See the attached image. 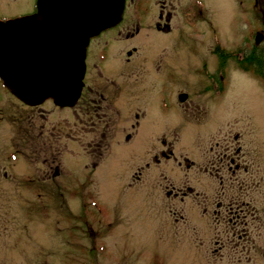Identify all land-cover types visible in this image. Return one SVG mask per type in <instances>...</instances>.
Returning a JSON list of instances; mask_svg holds the SVG:
<instances>
[{
    "label": "rangeland",
    "instance_id": "obj_1",
    "mask_svg": "<svg viewBox=\"0 0 264 264\" xmlns=\"http://www.w3.org/2000/svg\"><path fill=\"white\" fill-rule=\"evenodd\" d=\"M14 1L0 0V17L26 9ZM201 2L200 47L185 28L167 35L142 29L139 37L130 29L133 37L112 38L114 60L125 63L133 46L136 53L116 77L130 84L117 98L123 107L112 115L102 157L86 133L83 99L70 109L49 99L25 109L0 81V264H264V78L239 61L259 17L250 0ZM183 23L180 17L177 25ZM215 41L216 98L210 99L197 85V65L203 56V74L213 72ZM154 56V63L162 61L150 70ZM135 58L140 69L132 71ZM181 91L189 92L187 101L204 99L203 124L173 105L171 96ZM134 113L137 128L130 125ZM162 135L177 157L153 162ZM230 151L247 172L233 174L222 164L213 177L196 171L202 157ZM181 156L195 166L188 169ZM172 187L191 191L181 200L166 195ZM236 205L246 214L245 240L234 225Z\"/></svg>",
    "mask_w": 264,
    "mask_h": 264
},
{
    "label": "flooded vegetation",
    "instance_id": "obj_2",
    "mask_svg": "<svg viewBox=\"0 0 264 264\" xmlns=\"http://www.w3.org/2000/svg\"><path fill=\"white\" fill-rule=\"evenodd\" d=\"M37 1L38 0H15V4L25 3L26 9L23 11L16 12L14 14L3 15V17H0V19L6 20L17 17L33 16L38 12ZM250 8V11L252 13H255V17L257 15L259 17V20L257 19L254 24V29H252L253 44L252 46H250L247 53H243L246 54V56H244V59L239 61L247 60V56L252 50L259 49L262 53V69L264 73V0H250ZM180 17L184 22L183 26L177 25V21ZM31 22H34V20H31ZM40 27L41 26L36 27L29 25L26 27V30L34 32V30L38 28L40 32ZM173 28H185V33L187 35H191L194 39L198 41L199 44H197V47L202 46L201 40H203V37L201 36H203L204 34V19L201 0H185L184 2L183 0H125L124 10L118 22L113 26L102 30L101 32L89 39L85 50V72L82 86V91L84 90V94L83 92H81L80 97L77 99L73 106L61 108H74L75 105L81 99H83L85 114L89 120L87 123L88 129L86 130V133L91 136L90 144L93 143L94 145H96V149H98L99 151L98 157H102V153L99 146H102L104 143H106L107 131L110 125L112 124V115L121 114L120 110L123 106H119L118 104L117 98L118 96H121L119 95V93L124 87H126V85L130 84V82L126 83L125 81H118L116 77H119L120 72H123L127 68L126 66L129 65L128 63H130L134 58L133 54L136 53V47L133 46L126 51L127 57L125 58V63H120L117 60H114L115 49H110V42L114 41L112 40V38L115 35H123L122 38L133 37L134 33H132L130 29H134L137 35L136 37H139L142 29H145L149 32H155L161 35H167L172 32ZM32 37H34V35ZM40 37L38 39H40ZM162 48H164V50ZM160 49L165 53L168 50L166 46H163ZM212 49H214V61L212 60L213 72L210 74H203L205 67H207V63L203 56L198 58L200 62L197 65V67L200 68L199 70L201 71V78L197 82V85L199 84V87H202L203 91H209L210 93H212V95L209 96L210 99L216 98V41ZM199 54H203V52L201 51ZM154 60L155 56L150 62V70H153L154 66L158 67L162 61L161 58H158L154 63ZM107 61L109 62L106 66L104 65V63H106ZM140 62L141 60H139L138 62V59L135 58L136 64H133L131 66V70L136 71L137 68L140 69ZM217 70L218 72H221V67H218ZM107 74H110L109 78ZM169 74L171 73L167 72V74H164L165 84L170 83ZM135 77L136 76H131L128 78H132L133 80L135 79ZM221 79H224L223 76H221ZM0 81L3 84L2 77H0ZM5 88L8 89L6 86ZM165 90V87H162V85H160V93L164 94ZM169 91L170 94H172V90L169 89ZM186 92L181 91L175 96H171L173 105L182 111V114L186 120L188 119V116H192L193 119L196 118L198 121H201V123H196L198 125H201L203 124V117L207 115L205 109L208 106L204 105L203 98L197 99L196 101H187V94L189 92ZM182 95H184L185 97L182 98ZM49 100H51L53 104L60 108V106L54 103L52 99ZM125 100H128V98H125ZM21 103L26 106L25 109L35 107L39 108V106H29L23 103L22 101ZM160 106L162 108H165L167 106V102L165 101V99H161ZM134 117L135 120L130 125L131 127L137 128L139 126V114L134 113ZM192 118L190 120L191 122ZM124 129L121 128V130ZM130 136L131 133H128L127 136H125V139L129 140L131 138ZM159 137H156L155 141H157L162 146V148L157 149L156 152L151 154L150 157H152L153 162H160L163 158L167 161H169L168 159L170 158L175 159L177 156L173 155L168 146L166 147V145H169L166 136L162 135L160 138ZM214 156L215 155L209 157H202L203 161L196 166L194 164V160H192L189 156L181 157H183V160L186 163V167L188 169L192 165H194L196 171L201 172L202 175H205V172L209 173V175L213 177L216 172V166H221V164L227 169V171L233 174L247 172L246 167L243 166L242 163H240V161L238 160L239 157H237V154H234V151L229 152V157H227V154H223V157ZM55 172H57V168L55 169ZM1 174L6 177L8 176V173L5 170L4 172H1ZM189 191H191L190 187H185L184 190H174V187H172L170 190L166 191V195L168 197H179L181 200H183L188 195ZM198 205L200 206L201 203H198ZM229 206H232L231 203ZM199 209L206 210L205 207H200ZM234 210V225L238 224V226H240V229L237 230L243 235L240 234L239 236L244 237L247 234V230H245L244 228L248 226V222L245 217L246 214L240 213L243 212L244 209L240 208L237 205ZM248 214H250V212ZM243 240H245V237L243 238Z\"/></svg>",
    "mask_w": 264,
    "mask_h": 264
},
{
    "label": "water",
    "instance_id": "obj_3",
    "mask_svg": "<svg viewBox=\"0 0 264 264\" xmlns=\"http://www.w3.org/2000/svg\"><path fill=\"white\" fill-rule=\"evenodd\" d=\"M124 1L38 0L35 15L0 19L4 85L29 106L47 99L60 107L74 105L83 86L88 41L118 22ZM33 18L40 19L39 42L25 28Z\"/></svg>",
    "mask_w": 264,
    "mask_h": 264
},
{
    "label": "trees",
    "instance_id": "obj_4",
    "mask_svg": "<svg viewBox=\"0 0 264 264\" xmlns=\"http://www.w3.org/2000/svg\"><path fill=\"white\" fill-rule=\"evenodd\" d=\"M253 51V52H252ZM247 56V64L240 66L242 69L247 71H253L259 77L264 78V73L262 69V53L259 49L252 50Z\"/></svg>",
    "mask_w": 264,
    "mask_h": 264
},
{
    "label": "bare ground",
    "instance_id": "obj_5",
    "mask_svg": "<svg viewBox=\"0 0 264 264\" xmlns=\"http://www.w3.org/2000/svg\"><path fill=\"white\" fill-rule=\"evenodd\" d=\"M56 15H57V13H56ZM31 20H34V22H31ZM31 20H29V22H28V24L25 26V28L27 27V26H29V25H32V26H36V27H38V26H41L40 25V23H39V21H40V19H36V18H33V19H31ZM35 22H37V23H35ZM35 23V24H34ZM40 30H41V28H40ZM28 35V37H31V36H33L34 35V37H36V38H39L40 36V32H39V30H38V28H36L35 30H34V32H32L31 34H27ZM37 42H39V39L37 40ZM30 75V74H29ZM0 77H2V79H3V76H2V74L0 73ZM4 80V79H3Z\"/></svg>",
    "mask_w": 264,
    "mask_h": 264
}]
</instances>
